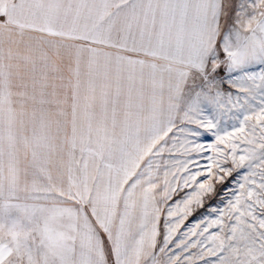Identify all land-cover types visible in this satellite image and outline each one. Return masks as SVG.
Wrapping results in <instances>:
<instances>
[{
  "label": "snow or ice",
  "instance_id": "1",
  "mask_svg": "<svg viewBox=\"0 0 264 264\" xmlns=\"http://www.w3.org/2000/svg\"><path fill=\"white\" fill-rule=\"evenodd\" d=\"M0 264H264V0H0Z\"/></svg>",
  "mask_w": 264,
  "mask_h": 264
}]
</instances>
